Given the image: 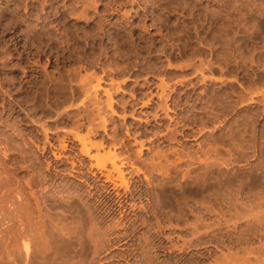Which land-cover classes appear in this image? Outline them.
Instances as JSON below:
<instances>
[{
	"label": "rangeland",
	"instance_id": "374dc122",
	"mask_svg": "<svg viewBox=\"0 0 264 264\" xmlns=\"http://www.w3.org/2000/svg\"><path fill=\"white\" fill-rule=\"evenodd\" d=\"M0 264H264V0H0Z\"/></svg>",
	"mask_w": 264,
	"mask_h": 264
},
{
	"label": "bare ground",
	"instance_id": "6f19581e",
	"mask_svg": "<svg viewBox=\"0 0 264 264\" xmlns=\"http://www.w3.org/2000/svg\"><path fill=\"white\" fill-rule=\"evenodd\" d=\"M102 79H103L102 76L99 77V78H98V83H97L95 86H93L94 89L96 90V92H97L98 89L102 86L101 83H100ZM96 92H95V93H96ZM106 92H107V94H108V98H109V105H111V107H112V103H113V101H112V103H111V100H112V93H111L108 89H106ZM95 97L97 98V94L95 95ZM95 97H94V99H96ZM96 101H97V100H96ZM98 101H99V98H98ZM26 247L29 248V245L26 244Z\"/></svg>",
	"mask_w": 264,
	"mask_h": 264
}]
</instances>
